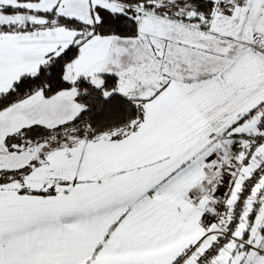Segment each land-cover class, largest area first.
Returning a JSON list of instances; mask_svg holds the SVG:
<instances>
[{
  "label": "snow or ice",
  "instance_id": "1",
  "mask_svg": "<svg viewBox=\"0 0 264 264\" xmlns=\"http://www.w3.org/2000/svg\"><path fill=\"white\" fill-rule=\"evenodd\" d=\"M0 264H264V0H0Z\"/></svg>",
  "mask_w": 264,
  "mask_h": 264
}]
</instances>
